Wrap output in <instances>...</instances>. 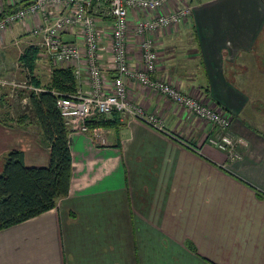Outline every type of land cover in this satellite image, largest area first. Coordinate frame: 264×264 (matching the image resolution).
<instances>
[{
  "label": "crops",
  "instance_id": "1",
  "mask_svg": "<svg viewBox=\"0 0 264 264\" xmlns=\"http://www.w3.org/2000/svg\"><path fill=\"white\" fill-rule=\"evenodd\" d=\"M26 1L0 0V9ZM186 5L190 17L153 33L159 53L154 75L226 112L232 131L245 140L241 158L209 143L217 131L210 122L127 78L129 99L157 114L164 130L120 115L118 125L96 126L99 135L70 131L68 194L55 207L1 229L0 257L12 264H264V0H169L159 10ZM91 11L111 76L113 19L105 4ZM144 13L132 9L129 16L136 68L143 64L134 26ZM35 22L29 17L0 40V75L12 77V37L24 43ZM78 35L77 28L64 32L83 46ZM79 86L90 89L86 68ZM7 91L0 86V111ZM30 125L37 130L26 137L24 126L0 122V160L18 146L26 163L45 164L49 148Z\"/></svg>",
  "mask_w": 264,
  "mask_h": 264
},
{
  "label": "built area",
  "instance_id": "2",
  "mask_svg": "<svg viewBox=\"0 0 264 264\" xmlns=\"http://www.w3.org/2000/svg\"><path fill=\"white\" fill-rule=\"evenodd\" d=\"M169 0H27L23 5L7 11L0 9V35L12 29L18 23H24L29 17L36 22L28 32L40 38L45 56L53 63L73 65L79 82L84 68L89 74V91L78 86L73 94L60 95L57 106L60 109L70 131L88 132V120L100 114L111 116L118 111L121 118L130 116L144 120L148 124L164 130L162 119L155 113L147 112L128 97L127 78L162 93L185 110L210 122L217 131L208 136V141L226 152L231 159L241 158L240 146L245 144L241 136L232 131L230 116L212 105L184 92L162 77H156L159 53L153 33L172 26L191 15V7L186 5L177 10L164 12ZM95 3L105 4L112 17L111 32V69L108 75L103 64V34L98 28L97 18L92 13ZM141 12L134 26V34L140 39L142 67L131 65L128 42L130 39L129 16L131 10ZM81 42L66 40L64 32L76 29ZM1 60V56H0ZM1 64V62H0ZM0 86L7 88L8 97L20 103H29L28 90H40L26 79L0 75ZM14 115V114H13ZM99 135L98 128H94Z\"/></svg>",
  "mask_w": 264,
  "mask_h": 264
},
{
  "label": "trees",
  "instance_id": "3",
  "mask_svg": "<svg viewBox=\"0 0 264 264\" xmlns=\"http://www.w3.org/2000/svg\"><path fill=\"white\" fill-rule=\"evenodd\" d=\"M37 58V47H29L20 57L32 83L41 89L28 90L29 103L21 112L18 109L22 104L3 93L1 104L4 105L0 113L18 115L17 122L23 126L35 124L41 143L49 148V160L47 164H28L25 151L20 147H12L1 157L0 230L55 207L59 198L66 196L70 189L73 174L70 127L57 106V99L60 95L75 93L79 82L74 66L63 64L52 67L49 81L43 85L32 74ZM112 116L108 118L100 114L91 118L88 120L89 127L118 125L120 113L114 111Z\"/></svg>",
  "mask_w": 264,
  "mask_h": 264
},
{
  "label": "rangeland",
  "instance_id": "4",
  "mask_svg": "<svg viewBox=\"0 0 264 264\" xmlns=\"http://www.w3.org/2000/svg\"><path fill=\"white\" fill-rule=\"evenodd\" d=\"M9 31H12V29L6 30L3 34H1L0 40L4 41L5 40L4 36ZM30 38L27 41H25L24 43H16L15 38L12 37V40H11L12 41V78H17L19 80L26 79L29 83H32L30 73L24 67L20 57L24 54V52L27 51V49L29 47H37L39 60L36 61L35 68H34V71L32 72V74H33V76L38 78L42 82L43 85H45L49 81V76H50V71H51L50 69H51V67H53L52 65H54V66L60 65V63L52 64V62L45 56L43 48L40 45V38L39 37L31 35ZM25 43L27 44V46L26 45L24 46ZM0 62H1V60H0ZM0 67H1V64H0ZM33 85L35 87H37L35 84H33ZM38 88H40V87H38ZM26 108H27V104L23 103L21 105L20 109H18V111L19 112L25 111ZM13 109H14V107H12V111H13ZM13 113H14V111H13ZM1 121H4L5 123H7L6 126H8V127L9 126L14 127L16 125L23 126L17 122V121H19L18 115L14 114V116H12V113H10V114L3 113V112L0 113V122ZM29 124L30 123L25 125L22 129L23 131L26 132V137H27V132L29 134H31V133L33 134V131L36 129L32 125H30L28 127ZM26 137H24V139ZM29 138H31V137L29 136ZM24 139H23V141H21V143L23 144V146H28V143H27L28 141H26ZM15 147H18V146H15ZM45 156H46V154L43 153L42 156L40 157V159H44ZM48 160L44 163L47 164ZM37 161L38 162L35 164L40 165V163H41L40 160L38 159ZM1 166L2 165H1V160H0V168H1ZM0 264H12V262L9 258L1 256L0 257Z\"/></svg>",
  "mask_w": 264,
  "mask_h": 264
},
{
  "label": "bare ground",
  "instance_id": "5",
  "mask_svg": "<svg viewBox=\"0 0 264 264\" xmlns=\"http://www.w3.org/2000/svg\"><path fill=\"white\" fill-rule=\"evenodd\" d=\"M90 129H91V128H90ZM89 131H90V130H89ZM89 131H88V132H89ZM92 131H94V128L92 129Z\"/></svg>",
  "mask_w": 264,
  "mask_h": 264
}]
</instances>
